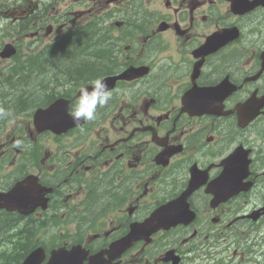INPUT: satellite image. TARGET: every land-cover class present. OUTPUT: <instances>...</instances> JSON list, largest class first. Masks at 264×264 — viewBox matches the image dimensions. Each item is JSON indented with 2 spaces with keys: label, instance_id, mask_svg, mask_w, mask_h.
<instances>
[{
  "label": "flooded vegetation",
  "instance_id": "obj_1",
  "mask_svg": "<svg viewBox=\"0 0 264 264\" xmlns=\"http://www.w3.org/2000/svg\"><path fill=\"white\" fill-rule=\"evenodd\" d=\"M77 26L87 75L62 68ZM34 73L42 85L5 86ZM0 76L14 77L0 192L37 188L29 214L12 212L45 248L78 246L82 264H264V0H0ZM97 78L113 99L76 126L69 107Z\"/></svg>",
  "mask_w": 264,
  "mask_h": 264
},
{
  "label": "trees",
  "instance_id": "obj_2",
  "mask_svg": "<svg viewBox=\"0 0 264 264\" xmlns=\"http://www.w3.org/2000/svg\"><path fill=\"white\" fill-rule=\"evenodd\" d=\"M72 49L67 51L70 56L69 64H64L62 68L73 66L79 74H89L93 67L82 70V30L75 31L72 40ZM61 47V46H60ZM66 46H63L64 48ZM65 59V58H64ZM65 61H67L65 59ZM35 79V78H34ZM35 80H38L37 78ZM36 85H38L36 83ZM27 98V97H26ZM35 237L26 229L19 227L14 215L0 212V264H21L24 257L34 248Z\"/></svg>",
  "mask_w": 264,
  "mask_h": 264
},
{
  "label": "clouds",
  "instance_id": "obj_3",
  "mask_svg": "<svg viewBox=\"0 0 264 264\" xmlns=\"http://www.w3.org/2000/svg\"><path fill=\"white\" fill-rule=\"evenodd\" d=\"M91 88L81 87L80 93L76 97L74 104L69 107V115L76 126L81 122L94 121L98 118V108L106 107L113 99V93L106 82L97 78L91 82ZM13 118V113L0 107V119ZM22 141L17 140L15 147H21Z\"/></svg>",
  "mask_w": 264,
  "mask_h": 264
},
{
  "label": "water",
  "instance_id": "obj_4",
  "mask_svg": "<svg viewBox=\"0 0 264 264\" xmlns=\"http://www.w3.org/2000/svg\"><path fill=\"white\" fill-rule=\"evenodd\" d=\"M54 106L49 107L46 110H40L38 113L41 112V114L44 116L50 115L51 110ZM40 114V115H41ZM36 123L39 124L38 118L36 119ZM47 127H50L49 124L46 125ZM22 189V183L17 185L8 195H6L7 198H4V200L0 199L1 201L4 202H11L13 207L16 208H22V206H29L33 200L36 198L35 190L32 189L29 190L28 194H24ZM7 199V200H5ZM4 205H0L2 207ZM11 209H15L12 208ZM52 257L47 264H73L77 262L76 260H79L81 254L79 251H73V252H64V251H58L55 253H52ZM45 258V253L43 248H38L35 251H33L28 258L24 261L23 264H41L42 261Z\"/></svg>",
  "mask_w": 264,
  "mask_h": 264
},
{
  "label": "bare ground",
  "instance_id": "obj_5",
  "mask_svg": "<svg viewBox=\"0 0 264 264\" xmlns=\"http://www.w3.org/2000/svg\"><path fill=\"white\" fill-rule=\"evenodd\" d=\"M70 47H73V45H71ZM49 61V60H48ZM47 61V62H48ZM44 70V69H43ZM29 76H31L33 79L35 78H37V79H39V77L41 76V75H38L37 73H34V74H29ZM47 78H49V75L48 76H46ZM34 79V81H38V80H35ZM38 85H42V84H38ZM11 97V96H10Z\"/></svg>",
  "mask_w": 264,
  "mask_h": 264
},
{
  "label": "rangeland",
  "instance_id": "obj_6",
  "mask_svg": "<svg viewBox=\"0 0 264 264\" xmlns=\"http://www.w3.org/2000/svg\"><path fill=\"white\" fill-rule=\"evenodd\" d=\"M81 20H82L81 17H80V19L76 20L75 21V25L80 24L81 23Z\"/></svg>",
  "mask_w": 264,
  "mask_h": 264
}]
</instances>
